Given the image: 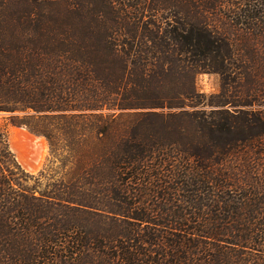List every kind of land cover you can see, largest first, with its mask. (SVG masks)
<instances>
[{
	"label": "trees",
	"instance_id": "trees-1",
	"mask_svg": "<svg viewBox=\"0 0 264 264\" xmlns=\"http://www.w3.org/2000/svg\"><path fill=\"white\" fill-rule=\"evenodd\" d=\"M0 264H264V0H0Z\"/></svg>",
	"mask_w": 264,
	"mask_h": 264
},
{
	"label": "rangeland",
	"instance_id": "rangeland-1",
	"mask_svg": "<svg viewBox=\"0 0 264 264\" xmlns=\"http://www.w3.org/2000/svg\"><path fill=\"white\" fill-rule=\"evenodd\" d=\"M197 84H198V88L200 89V91H202L204 93H207V94L218 93L221 90V76L218 74L203 73V74L199 75ZM21 130H24V129H20V127L14 126L11 124L9 126L10 139L12 140L13 136H15V132L17 134V133H20ZM44 139L47 141L46 138H44ZM46 143L48 146L46 148L47 150L45 153V158H44L43 165H42L41 169L37 173H31V172H29V173L37 175V174H39L40 171H42L47 166V164L49 162V157H50V147H49L48 141Z\"/></svg>",
	"mask_w": 264,
	"mask_h": 264
},
{
	"label": "bare ground",
	"instance_id": "bare-ground-1",
	"mask_svg": "<svg viewBox=\"0 0 264 264\" xmlns=\"http://www.w3.org/2000/svg\"><path fill=\"white\" fill-rule=\"evenodd\" d=\"M17 129V128H16ZM19 129V128H18ZM16 131V130H15ZM18 135H21V137L24 139V140H28L30 141L31 143L34 144V148H22L23 151H25L23 153V155H16L17 158L19 159V161L21 162V164L27 169V167L29 165H27L29 162H28V159L27 157H25L27 154H30V153H33L37 156V161H36V164L35 165H30L29 169L28 170L29 172L31 173H37L42 165H43V161H44V158H45V153H46V148H47V141L42 137V138H38V137H35L33 135H31L29 132L25 131V130H21L20 133H17ZM15 136H16V132H15ZM14 138V136H13ZM12 138V140H13ZM27 163V164H26Z\"/></svg>",
	"mask_w": 264,
	"mask_h": 264
},
{
	"label": "water",
	"instance_id": "water-1",
	"mask_svg": "<svg viewBox=\"0 0 264 264\" xmlns=\"http://www.w3.org/2000/svg\"><path fill=\"white\" fill-rule=\"evenodd\" d=\"M20 129L26 130L27 132H29L31 135H33L35 137H38V138H42L43 137V138H45L44 136L39 135L37 133H34V132L30 131L29 129L25 128V127H20ZM10 147H11L12 151L16 155L17 154L18 155H23V153L25 152V151H23L24 148H34V144L31 143L28 140H24L21 137V135L16 134V136H14L13 140L10 139ZM22 148H23V150H22ZM25 157H27L28 162H29L28 164L26 163L27 165H29L27 167V169L30 170L29 169L30 165H35L36 164L37 156L35 154H33V153H30V154H27Z\"/></svg>",
	"mask_w": 264,
	"mask_h": 264
}]
</instances>
